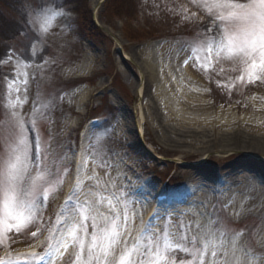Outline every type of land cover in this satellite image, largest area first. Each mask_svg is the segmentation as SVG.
<instances>
[{"label":"rangeland","instance_id":"obj_1","mask_svg":"<svg viewBox=\"0 0 264 264\" xmlns=\"http://www.w3.org/2000/svg\"><path fill=\"white\" fill-rule=\"evenodd\" d=\"M34 1L26 34L6 44L7 58L0 76V112L7 113L9 102L19 99L16 111L25 119L26 127L31 129L35 110L42 140L55 150L61 157V166L67 164L69 171L62 172L64 182L44 205L42 219L36 225L22 229L19 234H11L14 243L6 238L0 245V257L10 252L23 258L31 252L43 253L46 250L48 229L55 228L57 214L69 192L77 187L76 166L81 158L88 164L79 177L80 187L86 190L96 184V180L87 178L93 174L101 185L108 181L102 166V161L106 160L114 165L107 171L113 177L119 176L116 183L123 186L128 198L146 201L132 205L144 221L150 218L149 212L153 214L158 209L169 207L175 216L187 213L184 216L186 222L201 220L207 223L217 215L228 216L231 218L229 229L256 232L264 220V206L258 207L248 192L250 186L264 187V180H257L261 175L264 177V162L240 148L264 152V142L255 147V141L248 140L246 146L237 147L230 132L219 130L208 131L206 134L209 136H201V139L191 136V143L179 142L178 137L161 126L159 108L153 97L151 72L159 73L165 67L176 74L183 70L184 61L188 60L186 65L205 84L202 87L198 83L193 88L202 92L214 112L234 107L233 113L237 116L250 115L255 111L253 104H256L260 110L256 113L264 114L261 110H264V83H247L245 66L219 60L212 53L202 67L199 64L193 67L196 62L189 58L187 48L204 33V24L213 26L207 12L203 8L197 9L191 0H146L139 16L140 24H131L130 27L141 31L142 25L152 20L158 27L169 29L174 37L134 42L125 37L123 22L104 14L103 5L100 22L110 20L113 27L104 21L100 28L104 37L79 36L77 17L55 9L54 3L49 4L54 0H43L48 3L44 9L63 15H57L47 33H42L38 25L31 23L40 0ZM94 2L99 0L89 1L92 13ZM0 10L11 16L9 8L0 6ZM117 40H121L124 52L132 60L125 58L126 55L125 59L121 58ZM241 76H244L243 81L239 79ZM142 80L145 97L140 101L136 89ZM140 102L148 117V122L143 124V137L138 133ZM41 114L49 116V121L40 123ZM94 122L98 123L97 130L92 127ZM3 123L4 120L0 119V125ZM29 139L34 140L31 131ZM230 150L232 153H227ZM238 174L242 176L234 178ZM248 175L254 178H247ZM229 185L237 191L234 193ZM108 187L111 188V182ZM232 194L245 196V200L251 203L250 207L245 206L237 220L230 212L235 213L233 202L240 200L232 201L229 198ZM162 195H166V200H159ZM199 212H206L209 216L201 218L196 215ZM37 227L43 234L38 233L33 238L31 233ZM249 252L247 264H264V249L253 244ZM177 257L183 258L184 254L177 253ZM244 260L243 254L238 253L232 264H243ZM60 264H63L62 260Z\"/></svg>","mask_w":264,"mask_h":264},{"label":"snow or ice","instance_id":"obj_2","mask_svg":"<svg viewBox=\"0 0 264 264\" xmlns=\"http://www.w3.org/2000/svg\"><path fill=\"white\" fill-rule=\"evenodd\" d=\"M191 2L197 9L203 8L213 22L211 32L205 28L187 48L189 58L196 62L193 67H202L208 55L214 53L219 60L245 66L247 83H264V0ZM57 15L63 13L37 6L31 23L47 33ZM239 79L243 81L244 76ZM16 92L19 96L18 88ZM19 105V99L10 101L7 113L0 112L4 120L0 125V245L6 238L14 243L11 234H19L42 219L44 205L64 182L62 172L69 171L67 164L61 166L55 150L42 140L35 110L29 129L16 111ZM49 119L41 114L40 123ZM29 131L34 133V140L29 139ZM87 164L83 158L77 163V187L81 186L79 177ZM102 166L108 181L101 185L93 174L87 178L96 180V184L86 190L72 188L56 216L55 228L48 229L43 253L31 252L21 258L9 252L0 257V264H60L61 260L63 264H232L238 253L243 254V264H247L253 244L264 249V220L256 232L245 233L229 229L228 216L217 215L207 223L186 222L187 213L175 216L164 207L144 221L132 205L146 201L129 199L123 186L116 183L119 176L113 177L107 171L114 165L105 160ZM196 215L209 216L206 212ZM38 233L43 234L39 227L31 235L36 238ZM177 253L184 257H177Z\"/></svg>","mask_w":264,"mask_h":264},{"label":"bare ground","instance_id":"obj_3","mask_svg":"<svg viewBox=\"0 0 264 264\" xmlns=\"http://www.w3.org/2000/svg\"><path fill=\"white\" fill-rule=\"evenodd\" d=\"M102 1L103 0H99L98 3H93V10L96 13V19L99 22L101 21L100 12ZM117 44L121 46V40H117ZM125 58L132 60V57L127 53ZM161 70L162 71L159 73L151 72V79L154 83L153 97L155 98L159 108V122H162L161 126L167 129L172 136L178 137L179 142H188L191 140L189 139L191 136H199L198 139H201V136H209L206 134L208 131L214 130L216 132L219 130V132H230L233 137V142L237 147L246 146L249 144L248 140H251L252 142L254 140L255 147L259 145L258 143L263 145L264 114L260 115L256 113L260 112L257 108L258 105L253 104L255 111L250 115L242 114V116H237L236 113H233L234 107H231L226 111L220 109V111L214 112L212 110L213 106L204 97L202 92L193 88L195 87V84L199 83L202 87H205V84L201 83L203 82L201 78L198 77L197 74L193 73L188 65L185 64L183 70L176 74L172 73L169 68L163 67ZM142 75H145L143 71ZM136 95L140 101L145 97L144 80H142L137 87ZM261 110L264 112L263 109ZM137 118L139 129L138 133L141 137H143V124L148 122V117L145 113L142 102L139 103ZM86 136L87 135H85V137ZM179 138L182 139L179 140ZM240 150L253 157H258L264 162V152L255 151L253 149L244 150L243 148H240ZM231 151L232 150L227 151V153L230 154L232 153ZM246 172L252 173V171ZM241 176L238 174V176H235L234 178L237 179ZM247 178L254 177L248 175ZM258 179L264 180V177L262 178L261 175V177H258L257 180ZM229 188L232 191L234 190V193L237 191L231 185H229ZM248 194L253 197L255 202L258 203V207L264 206V187H260L259 189L258 187L250 186ZM232 195L233 196H229L232 201L233 199L236 201L240 200L239 202H233L235 213L230 212L231 216L237 220L236 217H239L244 212L245 206L250 207L251 203H249V200H245V196L240 197V194ZM151 214L152 213L149 212L148 216L151 217Z\"/></svg>","mask_w":264,"mask_h":264},{"label":"trees","instance_id":"obj_4","mask_svg":"<svg viewBox=\"0 0 264 264\" xmlns=\"http://www.w3.org/2000/svg\"><path fill=\"white\" fill-rule=\"evenodd\" d=\"M146 0H107L105 3L104 14L123 22V32L128 40L134 42H142L150 38H173L169 29L158 27L152 20H147L145 24H141L143 30H133L131 24H140V13L145 5ZM45 2L40 0V8L45 6ZM34 0H0V6H5L10 9L11 16L2 13L0 10V76L2 74V66L7 58V43L13 41L21 34H26V28L29 26V15L34 9ZM54 5L58 9H63L74 14L79 21L81 37L91 38L104 37L101 30L94 24L92 12L89 9V0H56ZM18 15V18H15ZM28 21V23H26ZM105 23L113 27L114 23L110 20H105ZM207 28L210 32L213 26L206 23L202 26L205 31ZM112 43V42H111Z\"/></svg>","mask_w":264,"mask_h":264},{"label":"water","instance_id":"obj_5","mask_svg":"<svg viewBox=\"0 0 264 264\" xmlns=\"http://www.w3.org/2000/svg\"><path fill=\"white\" fill-rule=\"evenodd\" d=\"M94 20H95L96 24H97L100 28H102V26H101V25L98 23V21L96 20L95 16H94ZM119 53H120V56L123 58V53H122V51H119Z\"/></svg>","mask_w":264,"mask_h":264}]
</instances>
